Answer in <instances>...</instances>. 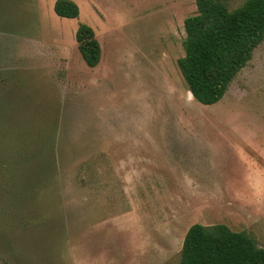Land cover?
<instances>
[{
	"label": "rangeland",
	"instance_id": "obj_1",
	"mask_svg": "<svg viewBox=\"0 0 264 264\" xmlns=\"http://www.w3.org/2000/svg\"><path fill=\"white\" fill-rule=\"evenodd\" d=\"M55 1L0 0V264H179L193 224L264 248V40L205 106L177 66L195 0Z\"/></svg>",
	"mask_w": 264,
	"mask_h": 264
},
{
	"label": "trees",
	"instance_id": "obj_2",
	"mask_svg": "<svg viewBox=\"0 0 264 264\" xmlns=\"http://www.w3.org/2000/svg\"><path fill=\"white\" fill-rule=\"evenodd\" d=\"M195 5L196 13L183 22L184 55L177 66L193 99L210 106L223 98L264 40V0H246L234 9L227 0H195ZM53 11L60 18L79 16L72 0H56ZM75 41L85 65L96 67L101 48L94 30L79 24ZM179 264H264V248L224 224H193L185 233Z\"/></svg>",
	"mask_w": 264,
	"mask_h": 264
},
{
	"label": "water",
	"instance_id": "obj_3",
	"mask_svg": "<svg viewBox=\"0 0 264 264\" xmlns=\"http://www.w3.org/2000/svg\"><path fill=\"white\" fill-rule=\"evenodd\" d=\"M189 96H191V97H192V94H191V92H189Z\"/></svg>",
	"mask_w": 264,
	"mask_h": 264
},
{
	"label": "crops",
	"instance_id": "obj_4",
	"mask_svg": "<svg viewBox=\"0 0 264 264\" xmlns=\"http://www.w3.org/2000/svg\"><path fill=\"white\" fill-rule=\"evenodd\" d=\"M94 33H95V31H94ZM96 37V36H95ZM98 41V40H97ZM89 68V67H88ZM95 68V67H94ZM191 99H193V97H191Z\"/></svg>",
	"mask_w": 264,
	"mask_h": 264
},
{
	"label": "bare ground",
	"instance_id": "obj_5",
	"mask_svg": "<svg viewBox=\"0 0 264 264\" xmlns=\"http://www.w3.org/2000/svg\"><path fill=\"white\" fill-rule=\"evenodd\" d=\"M191 98V96H189Z\"/></svg>",
	"mask_w": 264,
	"mask_h": 264
}]
</instances>
